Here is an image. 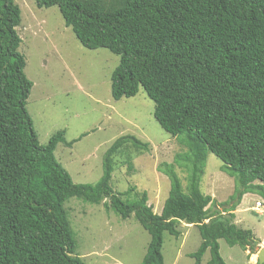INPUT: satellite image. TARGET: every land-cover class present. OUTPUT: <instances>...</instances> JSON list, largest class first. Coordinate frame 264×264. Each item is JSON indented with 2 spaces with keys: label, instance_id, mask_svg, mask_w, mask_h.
<instances>
[{
  "label": "trees",
  "instance_id": "obj_1",
  "mask_svg": "<svg viewBox=\"0 0 264 264\" xmlns=\"http://www.w3.org/2000/svg\"><path fill=\"white\" fill-rule=\"evenodd\" d=\"M33 1L38 8L57 6L83 47L118 55L111 97H132L142 87L159 126L186 148L178 155L186 162V184L171 165L161 169L170 187L159 213L145 191L113 190L114 157L129 146L148 147L131 134L108 148L96 183H74L54 155L57 143L72 141L58 130L46 145L38 142L25 107L32 82L18 51L20 8L0 0V264H85L75 254L65 208L70 197L102 202L122 219L132 215L150 236L140 264L164 263L163 233L177 238L180 222L198 228L194 264L206 250L207 264H226L220 238L254 253L260 239L238 226L232 212L212 209L199 181L210 152L235 179L224 210L247 192L264 200V0Z\"/></svg>",
  "mask_w": 264,
  "mask_h": 264
},
{
  "label": "rangeland",
  "instance_id": "obj_2",
  "mask_svg": "<svg viewBox=\"0 0 264 264\" xmlns=\"http://www.w3.org/2000/svg\"><path fill=\"white\" fill-rule=\"evenodd\" d=\"M20 8L16 31L21 39L18 51L25 57L24 73L32 82L26 110L40 145H46L58 130L71 146L57 143L54 155L74 183H96L103 173L104 155L122 135H135L146 149L127 147L114 157L111 186L124 191L134 186L145 191L147 203L159 213L168 196L169 179L164 169L171 165L185 186L186 162L178 159L186 148L164 131L153 116L154 104L142 87L132 97L114 100L110 75L119 57L105 48L83 47L63 22L57 6L36 7L33 0H13ZM130 160L127 161L126 157ZM131 163V168L128 167ZM222 161L208 153L200 177L201 191L211 196L212 209L228 215L242 228H250L259 240L249 253L220 238L219 253L226 264H256L257 251L264 245V200L247 192L233 210L227 209L235 191V179L221 170ZM132 196V195H131ZM73 229L75 254L85 264H140L150 236L131 215L122 219L103 203H89L76 197L65 202ZM177 238L163 233V264H194L190 253L201 242L197 226L180 222ZM209 250L200 264H207Z\"/></svg>",
  "mask_w": 264,
  "mask_h": 264
},
{
  "label": "water",
  "instance_id": "obj_3",
  "mask_svg": "<svg viewBox=\"0 0 264 264\" xmlns=\"http://www.w3.org/2000/svg\"><path fill=\"white\" fill-rule=\"evenodd\" d=\"M257 263L263 264L264 263V245L257 251Z\"/></svg>",
  "mask_w": 264,
  "mask_h": 264
},
{
  "label": "built area",
  "instance_id": "obj_4",
  "mask_svg": "<svg viewBox=\"0 0 264 264\" xmlns=\"http://www.w3.org/2000/svg\"><path fill=\"white\" fill-rule=\"evenodd\" d=\"M254 208L257 209V210H259L260 208H264V201L261 202L259 200H256Z\"/></svg>",
  "mask_w": 264,
  "mask_h": 264
}]
</instances>
